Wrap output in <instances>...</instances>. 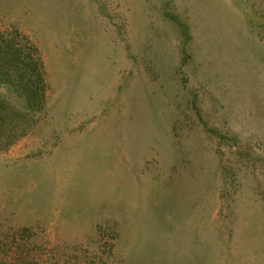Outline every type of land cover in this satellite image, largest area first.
Masks as SVG:
<instances>
[{
	"label": "rangeland",
	"instance_id": "374dc122",
	"mask_svg": "<svg viewBox=\"0 0 264 264\" xmlns=\"http://www.w3.org/2000/svg\"><path fill=\"white\" fill-rule=\"evenodd\" d=\"M23 34L46 104L0 149V264H264V0H0L31 63Z\"/></svg>",
	"mask_w": 264,
	"mask_h": 264
},
{
	"label": "trees",
	"instance_id": "16d2710c",
	"mask_svg": "<svg viewBox=\"0 0 264 264\" xmlns=\"http://www.w3.org/2000/svg\"><path fill=\"white\" fill-rule=\"evenodd\" d=\"M162 12L177 26L182 36L190 37L188 23L180 13L171 9L169 2ZM23 35L35 52L33 62L24 63L22 49L10 46L11 51L7 53L15 55L18 60L15 64H5L3 54L7 53L0 49V149L10 147L25 134L46 104L47 81L42 57L38 46L29 36ZM30 74H34L35 79Z\"/></svg>",
	"mask_w": 264,
	"mask_h": 264
}]
</instances>
